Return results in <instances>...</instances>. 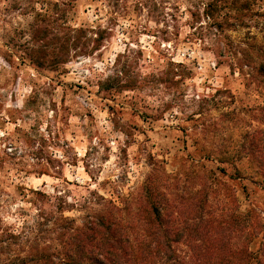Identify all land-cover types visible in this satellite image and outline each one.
<instances>
[{
  "label": "rangeland",
  "instance_id": "rangeland-1",
  "mask_svg": "<svg viewBox=\"0 0 264 264\" xmlns=\"http://www.w3.org/2000/svg\"><path fill=\"white\" fill-rule=\"evenodd\" d=\"M232 1L0 0V220L33 225L32 191L80 219L94 195L120 202L155 168L183 184L201 165L264 214L257 168L231 159L264 130L263 80L238 69L252 38L264 53V16Z\"/></svg>",
  "mask_w": 264,
  "mask_h": 264
},
{
  "label": "trees",
  "instance_id": "trees-1",
  "mask_svg": "<svg viewBox=\"0 0 264 264\" xmlns=\"http://www.w3.org/2000/svg\"><path fill=\"white\" fill-rule=\"evenodd\" d=\"M216 4L208 8L217 9ZM229 6L264 16L250 0H233ZM76 33L86 35L83 29ZM254 40L250 46L258 54H242L238 69L256 70L264 89V53ZM125 73L123 69L118 75ZM232 158L248 159L264 187V130L244 134ZM205 160L214 158L208 154ZM201 166V173L187 174L190 181L183 184L155 168L120 202L95 195L87 199L78 206L87 211L80 219L66 216L76 204L32 191L37 207L33 225L20 229L0 220V264H264L263 212L243 210L237 190ZM220 171L227 176L223 168Z\"/></svg>",
  "mask_w": 264,
  "mask_h": 264
}]
</instances>
